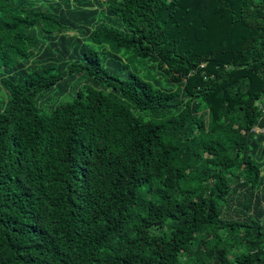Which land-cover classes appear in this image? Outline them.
Here are the masks:
<instances>
[{
  "label": "trees",
  "instance_id": "1",
  "mask_svg": "<svg viewBox=\"0 0 264 264\" xmlns=\"http://www.w3.org/2000/svg\"><path fill=\"white\" fill-rule=\"evenodd\" d=\"M0 264H264V0H0Z\"/></svg>",
  "mask_w": 264,
  "mask_h": 264
},
{
  "label": "rangeland",
  "instance_id": "2",
  "mask_svg": "<svg viewBox=\"0 0 264 264\" xmlns=\"http://www.w3.org/2000/svg\"><path fill=\"white\" fill-rule=\"evenodd\" d=\"M107 5H109V2H107ZM128 15V16H127ZM132 15L131 14H126V19L127 21H131L132 20ZM131 17V18H130Z\"/></svg>",
  "mask_w": 264,
  "mask_h": 264
},
{
  "label": "built area",
  "instance_id": "3",
  "mask_svg": "<svg viewBox=\"0 0 264 264\" xmlns=\"http://www.w3.org/2000/svg\"><path fill=\"white\" fill-rule=\"evenodd\" d=\"M257 131V129H255Z\"/></svg>",
  "mask_w": 264,
  "mask_h": 264
}]
</instances>
